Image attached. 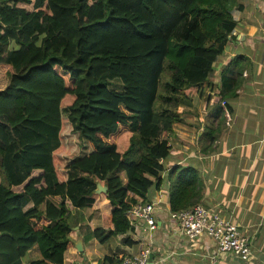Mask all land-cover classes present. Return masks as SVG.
I'll use <instances>...</instances> for the list:
<instances>
[{"label":"trees","instance_id":"trees-1","mask_svg":"<svg viewBox=\"0 0 264 264\" xmlns=\"http://www.w3.org/2000/svg\"><path fill=\"white\" fill-rule=\"evenodd\" d=\"M237 6L0 0V65L8 68L0 90V264H63L96 181L108 186L109 215L91 237L104 243L131 231L126 213L160 187L165 136L181 106L209 83ZM125 127L131 135L121 149L110 138ZM168 182L171 213L199 204L195 168H171ZM34 246L41 259L29 262Z\"/></svg>","mask_w":264,"mask_h":264},{"label":"crops","instance_id":"crops-1","mask_svg":"<svg viewBox=\"0 0 264 264\" xmlns=\"http://www.w3.org/2000/svg\"><path fill=\"white\" fill-rule=\"evenodd\" d=\"M236 1L235 28L213 65L209 83L181 106L180 122L165 136L170 151L161 161L162 182L146 196L157 229L147 233L139 222L127 234L112 235L104 243L92 238L94 230L106 229L109 215L107 200L96 195L84 213L82 229H74L73 246L64 253L63 264H116L105 258L119 263L145 247L154 261H162L158 264H264V0ZM222 93L227 96L220 100ZM175 166L197 170L203 186L199 204L248 238L247 261L218 254L204 235L189 240L179 231L168 203V172ZM119 176L126 185L125 175ZM77 242L81 252L74 247ZM39 259L34 246L27 261Z\"/></svg>","mask_w":264,"mask_h":264},{"label":"built area","instance_id":"built-area-1","mask_svg":"<svg viewBox=\"0 0 264 264\" xmlns=\"http://www.w3.org/2000/svg\"><path fill=\"white\" fill-rule=\"evenodd\" d=\"M224 104L225 102L222 103ZM225 115L228 117L227 113ZM153 212V205L140 199L127 211L126 217L130 225L141 222L147 233H153L157 229ZM170 218L177 223L179 231L187 239L194 240L204 235L214 242L218 254H232L241 261L248 260L250 256L248 238L236 225L211 213L200 204L178 213H171ZM161 262L154 261L150 249L145 247L134 257L122 258L118 264H158Z\"/></svg>","mask_w":264,"mask_h":264},{"label":"rangeland","instance_id":"rangeland-1","mask_svg":"<svg viewBox=\"0 0 264 264\" xmlns=\"http://www.w3.org/2000/svg\"><path fill=\"white\" fill-rule=\"evenodd\" d=\"M7 69H8L7 66L0 65V90L4 89L8 84V79L6 76ZM123 131L125 133L119 132L118 135L110 138L111 139L110 141L116 143L121 149H125L128 146V141L131 135L130 132H126L127 131L126 127L124 128ZM68 206H70L69 203ZM85 213H87V211Z\"/></svg>","mask_w":264,"mask_h":264},{"label":"water","instance_id":"water-1","mask_svg":"<svg viewBox=\"0 0 264 264\" xmlns=\"http://www.w3.org/2000/svg\"><path fill=\"white\" fill-rule=\"evenodd\" d=\"M96 188L93 191L94 195H105L108 192V186L106 183L101 184L99 181L95 182ZM74 247L77 249L78 252L82 251L80 242H77Z\"/></svg>","mask_w":264,"mask_h":264}]
</instances>
